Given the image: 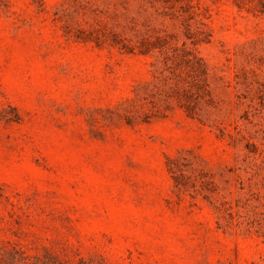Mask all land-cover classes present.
Masks as SVG:
<instances>
[{
	"label": "rangeland",
	"instance_id": "374dc122",
	"mask_svg": "<svg viewBox=\"0 0 264 264\" xmlns=\"http://www.w3.org/2000/svg\"><path fill=\"white\" fill-rule=\"evenodd\" d=\"M0 264H264V0H0Z\"/></svg>",
	"mask_w": 264,
	"mask_h": 264
}]
</instances>
